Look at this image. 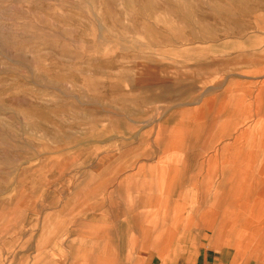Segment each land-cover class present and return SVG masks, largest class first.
<instances>
[{"label":"rangeland","instance_id":"1","mask_svg":"<svg viewBox=\"0 0 264 264\" xmlns=\"http://www.w3.org/2000/svg\"><path fill=\"white\" fill-rule=\"evenodd\" d=\"M260 91L264 0H0V264H264L214 181Z\"/></svg>","mask_w":264,"mask_h":264},{"label":"crops","instance_id":"2","mask_svg":"<svg viewBox=\"0 0 264 264\" xmlns=\"http://www.w3.org/2000/svg\"><path fill=\"white\" fill-rule=\"evenodd\" d=\"M261 98H260V100H261ZM231 102L232 101L229 100V102H226V103L231 104ZM256 104H257V101H256ZM218 107H217L218 111H220V112L221 111H228L229 112V109H228L229 105H225L224 107H222V106H218ZM247 114H248V112H247ZM221 115H222V113H219L218 117H220ZM218 117H216V118H218ZM262 118L264 119V112H263L262 117H260V118L257 117V119H262ZM226 121H228V118ZM254 124L255 123H253V125ZM250 128L253 130L252 126ZM250 128H243L242 130L237 131L238 133L235 135V138L232 139L231 143H225L221 146V151L223 152V156H224V154L226 156L225 151L227 150V148H223V146L229 144V146L234 149L235 147L233 145V142H235V140L242 142L243 139H241L239 137L241 135H243V132H246L247 135H249V132L252 131ZM223 129L224 128L222 125V127L219 131L220 133L218 132L220 135L225 136V135H232L233 134V133L232 134H228V133L226 134L225 131L223 133ZM257 132H259L261 134L262 130L257 131ZM240 146L243 148L241 143H240ZM234 150H236V149H234ZM236 151H238V150H236ZM232 152L233 151L231 150V153ZM238 155L242 159L241 158L238 159L237 163H240L239 161H241L242 166H241V164L236 165V164H234V162H232L233 160H230V163L232 164L233 167H234V165H236L235 167L241 166V168L239 167L240 170L235 169V173L233 174V176H230V177L228 175L229 174L228 172L226 173L225 176H221V177L219 175L215 176V177H220L221 179H219V180L216 179L215 177H213L215 175V172H213V168H211L212 164L210 163V170H212V177H210V178H215L216 180L214 179V181H216L218 183V187L215 190L216 197L217 198L219 197L222 200V201L221 200L219 201L220 202L219 205L222 207L226 204H228V205L230 204V205L238 206L240 209H243V211H240L237 214V216H234L236 214H234V215L232 214L230 216H232V217L234 216L233 218L227 217L225 220L223 219V222L220 225L221 229L219 230V232H221L220 234H223V232L225 231L226 228H228V229L230 228V231H232L231 229L233 227H238V225H239L240 227H242V231L243 230L244 231H250L253 234L252 235L253 238L257 237L256 239L259 241L257 243V246H255V249L258 250L259 252L263 253L264 252V227H263V225H264V186H263L264 185V169H262L260 167V165L257 164V166L255 165V169H257V170H252V169L246 170L243 166V160H246L245 156L247 155V153L242 152V153H239ZM233 159H234V157H233ZM222 160L229 162L228 161L229 159H226L224 157ZM216 164L217 163L214 162L215 167H216ZM217 166H219V165L217 164ZM229 167L232 169L231 166H229ZM242 171H246L248 173V176L249 175L250 176L244 179V172H242ZM260 172H261V174H260ZM229 178H230V181H229ZM227 180H228V182H227ZM221 185H222V187H221ZM221 192H222V194H220ZM219 194H220V196H219ZM236 200H237V203L234 202ZM253 203H255V204L253 205ZM252 226H254V227H252ZM163 227H167V225L165 224V226H163ZM207 259L208 258L206 257L204 264L207 262ZM217 260H218L217 264H232L233 263L232 260H230L229 262H226V261L222 262V261H220V260H222L220 258H217Z\"/></svg>","mask_w":264,"mask_h":264},{"label":"bare ground","instance_id":"3","mask_svg":"<svg viewBox=\"0 0 264 264\" xmlns=\"http://www.w3.org/2000/svg\"><path fill=\"white\" fill-rule=\"evenodd\" d=\"M260 94V95H259ZM259 94H258V96L256 97V101H257V116H259V117H262V110H261V106H262V104H264V103H262V104H260V102H259V100H260V98L262 97V95H261V91L259 92ZM262 99V98H261ZM240 104L241 103H239V104H236V106H234V107H230V108H232L231 109V111H233V112H235L236 111V109H238L237 107L238 106H240ZM234 105H235V103H234ZM255 128V129H254ZM264 119L262 118V119H258L257 120V122L253 125V130L252 131H250L249 132V135H247V133L246 132H243V135H241L239 138H241V139H243V138H245V136H247L246 137V139L244 140H242V142H239L238 140H235V142H233V145H234V149H236V150H238V151H236V150H234L232 147H230L229 145H227V147H228V149L229 150H232L233 152V157H234V159H233V161L232 162H234V164H236V165H240L241 164V161H239L240 163H237V160L238 159H240L241 157L238 155L240 152L239 151H241V152H244L243 151V148L240 146V143H241V145L244 147V149L245 148H249V150H251L250 152H248V155H246L245 156V158H246V160H243V163H246V166H247V169H249V168H251L252 169V167L253 166H257V164H259L260 165V167L262 168V169H264ZM260 131V130H262V132H261V134L259 133V132H257V131ZM250 136V137H249ZM242 156V155H241ZM242 159V158H241ZM251 160V161H250ZM226 165H227V162H226ZM230 165V164H229ZM236 165H234V166H236ZM249 165H251V166H249ZM238 167H240V166H238ZM237 167V168H238ZM225 168H226V170H227V168H228V166H225ZM246 169V170H247ZM215 172V171H214ZM228 172V171H227ZM226 172V173H227ZM243 172V171H242ZM226 173H225V175H226ZM245 174H247V173H244V175ZM260 174H261V172H260ZM263 174V173H262ZM248 175V174H247ZM247 175H245L244 176V179L245 178H247V177H249V176H247ZM216 176V173H215V175L213 176V177H215ZM227 177V176H226ZM156 178V177H155ZM236 178V177H235ZM229 181H230V178H229ZM256 181V180H255ZM227 182H228V180H227ZM231 183V182H230ZM230 185V184H229ZM222 186V185H221ZM264 186V185H263ZM232 187V186H231ZM235 187V186H234ZM230 188V187H229ZM230 190V189H229ZM234 192V191H233ZM219 193V192H218ZM217 193V194H218ZM238 193V192H237ZM220 194H222V192L220 193ZM220 194H219V196H220ZM227 195V194H226ZM256 199V198H255ZM221 200V199H220ZM222 201V200H221ZM255 203H253V205H254ZM258 209V208H257ZM256 226V225H255ZM252 227H254V226H252ZM263 227H264V225H263Z\"/></svg>","mask_w":264,"mask_h":264}]
</instances>
